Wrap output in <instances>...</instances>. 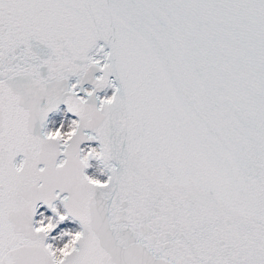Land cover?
Wrapping results in <instances>:
<instances>
[{
  "label": "snow or ice",
  "instance_id": "obj_1",
  "mask_svg": "<svg viewBox=\"0 0 264 264\" xmlns=\"http://www.w3.org/2000/svg\"><path fill=\"white\" fill-rule=\"evenodd\" d=\"M0 264H264V0H0Z\"/></svg>",
  "mask_w": 264,
  "mask_h": 264
}]
</instances>
